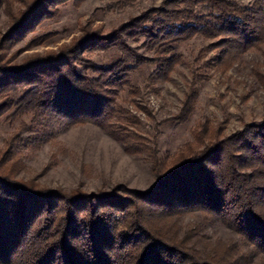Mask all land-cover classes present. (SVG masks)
<instances>
[{"label":"trees","instance_id":"obj_1","mask_svg":"<svg viewBox=\"0 0 264 264\" xmlns=\"http://www.w3.org/2000/svg\"><path fill=\"white\" fill-rule=\"evenodd\" d=\"M65 1L28 0L14 13L4 5L9 24L3 37H24L39 18L51 12L50 6ZM174 2L182 8L161 5L106 35L88 32L21 66L0 62V95L4 97L0 111L29 114L32 123L33 118L51 119L61 126L90 123L105 128L118 115L114 92L130 84L133 72L150 62L148 79L164 80L180 41L219 36L216 61L226 62L264 44V0L246 5L234 0ZM127 36L142 39L151 60L132 53L125 43ZM91 47H118L121 54L94 64L82 57ZM257 77L264 87V76ZM189 97L183 99V113ZM198 131L207 135V142L195 156L170 170L165 171V162L153 153L155 181L147 191L133 192L136 202L113 189L66 194L0 173V264H233L239 260L241 256L202 257L179 240L171 244L156 236L151 218L184 211L208 214L264 260V117L226 137L211 138L208 127ZM40 138L30 135L25 141L37 143Z\"/></svg>","mask_w":264,"mask_h":264},{"label":"rangeland","instance_id":"obj_2","mask_svg":"<svg viewBox=\"0 0 264 264\" xmlns=\"http://www.w3.org/2000/svg\"><path fill=\"white\" fill-rule=\"evenodd\" d=\"M25 1L0 0V62L9 66L56 52L88 32L106 35L161 5L182 8L174 0L172 4L165 3L169 0H68L50 6L51 12L39 18L24 37H3L9 24L4 5L14 13ZM234 1L246 5L251 0ZM125 39L132 53L151 60L152 53L141 45L142 39ZM219 39L192 36L180 41L164 80L148 79L151 62L137 68L129 86L114 92L118 115L105 128L90 123L61 126L51 119L33 118L32 123L29 114L0 111V173L66 194L113 189L118 196L136 202L133 192L147 191L155 181L151 171L154 152L165 162V171L170 170L195 156L207 142V135L196 132L202 126L209 128L211 138H221L264 117V87L257 80V74L264 76V44L241 52L232 62L216 61ZM120 54L118 47H91L82 57L103 64ZM187 94L191 97L183 113ZM3 98L0 95V101ZM30 135L41 138L37 143L25 141ZM150 220L156 236L171 244L179 240L202 257L241 256L233 264H264L236 233L208 214L184 211Z\"/></svg>","mask_w":264,"mask_h":264}]
</instances>
